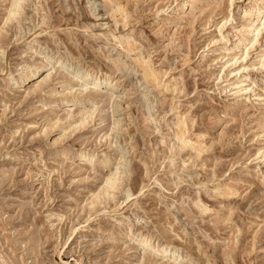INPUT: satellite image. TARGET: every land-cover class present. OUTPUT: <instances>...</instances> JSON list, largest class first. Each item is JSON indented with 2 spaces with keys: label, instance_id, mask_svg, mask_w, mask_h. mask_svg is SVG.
Masks as SVG:
<instances>
[{
  "label": "rangeland",
  "instance_id": "1",
  "mask_svg": "<svg viewBox=\"0 0 264 264\" xmlns=\"http://www.w3.org/2000/svg\"><path fill=\"white\" fill-rule=\"evenodd\" d=\"M14 2L0 0V264H167L142 258L145 238L193 264H264V0H22L7 21ZM76 70L123 80L130 107L70 94Z\"/></svg>",
  "mask_w": 264,
  "mask_h": 264
},
{
  "label": "bare ground",
  "instance_id": "2",
  "mask_svg": "<svg viewBox=\"0 0 264 264\" xmlns=\"http://www.w3.org/2000/svg\"><path fill=\"white\" fill-rule=\"evenodd\" d=\"M14 1L15 2L13 3V5L11 7V10L9 11V17H8L7 21H10L16 15V12L18 10L19 4H20V2L22 0H14ZM48 63L50 65H52V68H54L57 65H59L60 67L64 68L67 71H71V69L73 68V65H71L70 63H68V62H66L64 60L58 59V58L57 59L51 58V59L48 60ZM142 64L145 65V62H143ZM142 64H138V65H142ZM38 72H39L38 69L29 71V72H23L20 75L19 80H17L15 82V84H19L20 82H24L27 78L35 76ZM72 72H73V70H72ZM143 72H145V71H143ZM72 76H73V82L70 84V88H69L70 94H74V93L75 94H77V93L83 94L85 92L84 90H86V89L88 90V88H90V89L91 88H93V89H104V91H106L104 93H106L107 96L109 97V102L113 105L112 107H114V109L117 110V109H119L121 107L124 108L125 105H128V106L131 105L130 104L131 101H129L130 99H132L131 98L132 97V92L130 90L131 88L127 89V90L126 89H122L121 87H123L122 86L123 85V80L120 81L119 78H118V80H115V79H112L111 76L100 75L97 72L84 71L83 73H80L77 70H76V73L73 74ZM144 77H145V80L146 79L149 80V78L150 79L154 78V80H155L156 78H158L157 74L154 71H151V72L146 71V73H144ZM46 78L47 77H45L42 81H45ZM148 80H147V82H148ZM157 81L155 83H158ZM123 99H124V102H123ZM89 101L86 98H84V99L76 98L72 102L74 104H77V105L78 104L79 105H81V104L84 105L85 103H87ZM128 106H126V107H128ZM85 110L81 109V111H80V114L82 116V119H81L82 120L81 121L82 125L85 124V122L89 118L93 119L94 116H95V113L97 111V109L94 108V107L89 108L87 111H85ZM84 116H87V117L84 119ZM119 122H120L119 120H115L114 121V125L116 126ZM177 124H178V128L177 129H180V131H182L183 130L182 127L185 125L184 120L183 121H179ZM185 127H186V125H185ZM183 131L185 133V129ZM176 138H178V140L182 141V144L184 145L185 148L186 147H189V148L191 147V150L192 149L196 150L197 154L203 153V151L201 149H196V147H193V144H191L186 139H184L183 134H182L181 137H179V135L176 136ZM199 138H202V137L200 136ZM119 159L120 160L118 161V164L115 165L116 167L114 169H112V171L110 172L108 178H106L107 180H106L105 184H107V187H110V189L111 188L116 189L117 186L119 185V183L121 182V179H122V176H123L122 166H123L124 160H125L124 153H121L119 155ZM94 160H95V156H87L86 157V161H88V162L93 163ZM218 187L221 188L220 186H218ZM216 194L218 196L222 197V198H229V197L235 195V193L230 188L218 189L216 191ZM132 196H133V194L129 193L128 197L127 196L126 197L130 199V197H132ZM139 247H140L139 249L142 250V252H143L142 258H145V255L147 253H151V254L159 256L161 261H162V263H167V264L168 263L169 264H193L190 261V258L188 259L187 257H185L180 251H175L174 249H171V248L169 249L167 247H161V246L156 245L155 243H153L150 239H146V238L145 239H141ZM209 263L216 264V262L213 263L212 261L208 260V264Z\"/></svg>",
  "mask_w": 264,
  "mask_h": 264
}]
</instances>
